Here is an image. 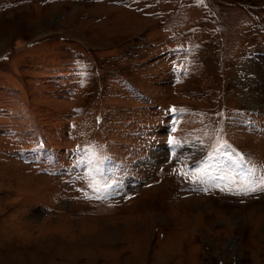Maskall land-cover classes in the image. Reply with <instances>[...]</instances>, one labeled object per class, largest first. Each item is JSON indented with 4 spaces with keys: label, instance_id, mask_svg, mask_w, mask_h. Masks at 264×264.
<instances>
[{
    "label": "rangeland",
    "instance_id": "rangeland-1",
    "mask_svg": "<svg viewBox=\"0 0 264 264\" xmlns=\"http://www.w3.org/2000/svg\"><path fill=\"white\" fill-rule=\"evenodd\" d=\"M261 175L264 0H0V264H264Z\"/></svg>",
    "mask_w": 264,
    "mask_h": 264
},
{
    "label": "snow or ice",
    "instance_id": "snow-or-ice-1",
    "mask_svg": "<svg viewBox=\"0 0 264 264\" xmlns=\"http://www.w3.org/2000/svg\"><path fill=\"white\" fill-rule=\"evenodd\" d=\"M175 111V109H173ZM170 144L174 145L173 151H175L176 142L170 138ZM175 171V170H174ZM181 175H185L182 171ZM232 187H226L221 189L222 191H234L236 194L250 195L255 192H264V175L261 176H246L241 178V181L233 180ZM99 191V189H97Z\"/></svg>",
    "mask_w": 264,
    "mask_h": 264
},
{
    "label": "bare ground",
    "instance_id": "bare-ground-1",
    "mask_svg": "<svg viewBox=\"0 0 264 264\" xmlns=\"http://www.w3.org/2000/svg\"><path fill=\"white\" fill-rule=\"evenodd\" d=\"M248 82V81H247ZM249 84V83H248ZM256 85V84H255ZM257 87V86H256ZM259 92V91H258ZM253 93V92H252ZM256 94V93H255ZM263 96V95H262ZM251 98V97H250ZM262 99V98H261Z\"/></svg>",
    "mask_w": 264,
    "mask_h": 264
}]
</instances>
